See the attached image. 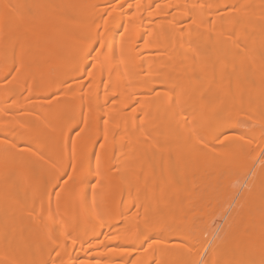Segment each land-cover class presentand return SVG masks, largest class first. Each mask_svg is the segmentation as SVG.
I'll return each instance as SVG.
<instances>
[{
	"label": "bare ground",
	"instance_id": "obj_1",
	"mask_svg": "<svg viewBox=\"0 0 264 264\" xmlns=\"http://www.w3.org/2000/svg\"><path fill=\"white\" fill-rule=\"evenodd\" d=\"M201 261L264 264V0H0V264Z\"/></svg>",
	"mask_w": 264,
	"mask_h": 264
},
{
	"label": "rangeland",
	"instance_id": "obj_2",
	"mask_svg": "<svg viewBox=\"0 0 264 264\" xmlns=\"http://www.w3.org/2000/svg\"><path fill=\"white\" fill-rule=\"evenodd\" d=\"M248 125H249V124H248ZM250 127H252L251 124H250ZM259 160H260V158L256 159V161H253V165H254L253 167H254V169L259 165V162H260ZM248 177H249V176H248ZM241 178H243L242 175H240L238 179L240 180ZM249 179H250V177H249ZM249 179H248V178H246L245 180L243 179V181H242V184H243V185L240 184V186H239V182L241 183V181H239V180H238L239 182L236 180V182H233V183L229 184V188H228V190H230V188H231L230 191H232V193L230 192V194H231V195L233 194L234 196H233V195H232L233 197H232L231 195L229 196L228 191H227V194H228V195L226 194V196H228V197L225 196V200H224L223 206H224V205L227 206V204H228L227 207L225 206V207H226V212L224 213L225 216H227V220H228V217L230 216L229 212H230V213L232 212L231 208L233 209V208L235 207V205L237 204L236 202H238L239 197L241 196L240 193H242V191H243V189H244L243 187H245L244 184H245V183H248L247 181H248ZM235 183H237V184L235 185ZM231 185H232V187H231ZM234 185H235V188H234ZM245 185H246V184H245ZM227 187H228V186H227ZM237 187H238V188H237ZM242 188H243V189H242ZM233 191L236 192V195H235V193H233ZM239 195H240V196H239ZM230 197H232V198H231L232 201H231V200H230V201H227V200L230 199ZM227 198H228V199H227ZM235 200H236V202H235ZM227 202H228V203H227ZM229 202H230V205H229ZM233 203H234V204H233ZM225 207H224V208H225ZM224 208H221V214L225 211ZM227 208H228V210H227ZM222 210H223V211H222ZM221 214H220V216H221ZM224 214H222L223 217H222V216H221V217L219 216L220 218H219L218 216H216L217 218H219L218 220H221V226L224 225V224L226 223V218H225ZM228 214H229V216H228ZM217 215H218V214H217ZM221 218H222V219H221ZM224 218H225V219H224ZM218 220H215V221H218ZM224 221H225V223H224ZM221 226H220V227H221Z\"/></svg>",
	"mask_w": 264,
	"mask_h": 264
},
{
	"label": "snow or ice",
	"instance_id": "obj_3",
	"mask_svg": "<svg viewBox=\"0 0 264 264\" xmlns=\"http://www.w3.org/2000/svg\"><path fill=\"white\" fill-rule=\"evenodd\" d=\"M201 264H203V261H201Z\"/></svg>",
	"mask_w": 264,
	"mask_h": 264
}]
</instances>
